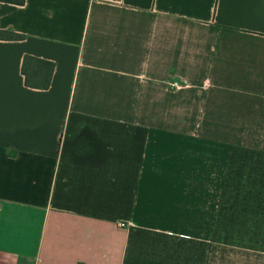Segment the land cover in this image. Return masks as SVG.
Returning a JSON list of instances; mask_svg holds the SVG:
<instances>
[{
	"label": "crops",
	"instance_id": "1",
	"mask_svg": "<svg viewBox=\"0 0 264 264\" xmlns=\"http://www.w3.org/2000/svg\"><path fill=\"white\" fill-rule=\"evenodd\" d=\"M0 28V264H264V0H0Z\"/></svg>",
	"mask_w": 264,
	"mask_h": 264
},
{
	"label": "trees",
	"instance_id": "2",
	"mask_svg": "<svg viewBox=\"0 0 264 264\" xmlns=\"http://www.w3.org/2000/svg\"><path fill=\"white\" fill-rule=\"evenodd\" d=\"M3 1L14 2V3L23 2V0H3ZM22 36L23 34L16 32L12 29L0 28V38H19ZM33 59L44 62L46 64V66L48 67L47 75L44 76L43 74L38 72L37 68H32L31 70L27 68V63L29 62V60H33ZM53 65L54 63L52 61L40 59L38 57L26 54L22 62V72L24 74L25 83L31 86L46 87L50 81V75L53 69Z\"/></svg>",
	"mask_w": 264,
	"mask_h": 264
},
{
	"label": "built area",
	"instance_id": "3",
	"mask_svg": "<svg viewBox=\"0 0 264 264\" xmlns=\"http://www.w3.org/2000/svg\"><path fill=\"white\" fill-rule=\"evenodd\" d=\"M170 84H171L172 86H174V87H175V86L177 87V86L180 85V83H179L178 81H176V80L171 81ZM119 224H120V225H126V223H125V222H122V221L119 222Z\"/></svg>",
	"mask_w": 264,
	"mask_h": 264
},
{
	"label": "rangeland",
	"instance_id": "4",
	"mask_svg": "<svg viewBox=\"0 0 264 264\" xmlns=\"http://www.w3.org/2000/svg\"><path fill=\"white\" fill-rule=\"evenodd\" d=\"M122 221V220H121ZM121 221H119V222H121ZM119 222H118V224H119ZM122 222H124V221H122ZM126 224H127V222H125ZM120 225V224H119ZM120 226H123V225H120Z\"/></svg>",
	"mask_w": 264,
	"mask_h": 264
}]
</instances>
